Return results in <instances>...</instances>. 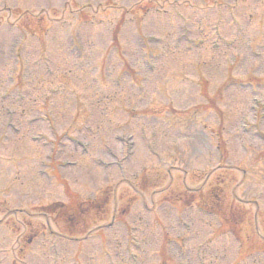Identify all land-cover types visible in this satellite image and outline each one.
<instances>
[{
	"label": "rangeland",
	"instance_id": "obj_1",
	"mask_svg": "<svg viewBox=\"0 0 264 264\" xmlns=\"http://www.w3.org/2000/svg\"><path fill=\"white\" fill-rule=\"evenodd\" d=\"M142 1L0 0V227L19 230L14 219L21 218L30 234L45 231L44 218L23 217L67 204L58 176L86 202L88 214L80 227L89 237L67 245L45 234L25 245L28 238L21 235L14 253L0 244L7 252L0 254L2 264H264V163L257 175L253 171L254 158L264 148V6L254 7L264 0L244 9L241 0H166L186 12L191 30L200 24L202 37L215 17L227 21L221 29L230 38L243 26L236 46L245 55L233 52L227 65L223 61L231 52L209 53L205 42L190 55L182 46L171 50L182 23L166 30L151 10L141 15L143 21L137 17L139 32L147 37L148 50L165 53L161 61L154 65L144 56L148 51L141 52L127 23L119 28L121 55L112 56L108 23L115 24L120 14L113 8L125 12L143 7ZM199 5L198 24L189 8ZM130 16L123 13L121 20ZM99 20L103 25L95 29ZM145 60L155 66L152 72ZM223 69L231 82L217 100ZM200 83L204 92L198 95ZM252 92L260 98L254 113L248 108ZM209 102L218 114L207 109ZM219 120L227 130L216 129ZM246 121L256 124L255 135L253 127L240 128ZM9 124L18 133L7 129ZM218 135L226 149L220 152L214 150ZM32 136L42 139L32 142ZM72 142L86 147L87 154L81 147L73 151ZM66 161L73 165L64 167ZM100 161L110 165L103 168ZM242 170L249 177L236 189ZM232 184L239 198L251 201L233 206L239 217L233 220L238 222L235 239L218 217L229 218ZM209 197L215 202L207 209L203 204ZM96 199L107 202L100 214L88 204ZM52 221L60 223L55 228L66 224ZM94 232L99 237L91 239Z\"/></svg>",
	"mask_w": 264,
	"mask_h": 264
}]
</instances>
